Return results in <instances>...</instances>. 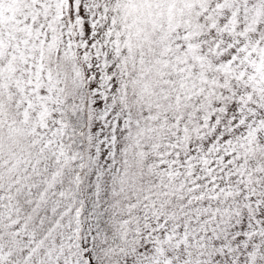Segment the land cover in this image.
<instances>
[{
    "label": "snow or ice",
    "instance_id": "1",
    "mask_svg": "<svg viewBox=\"0 0 264 264\" xmlns=\"http://www.w3.org/2000/svg\"><path fill=\"white\" fill-rule=\"evenodd\" d=\"M0 264H264V0H0Z\"/></svg>",
    "mask_w": 264,
    "mask_h": 264
}]
</instances>
